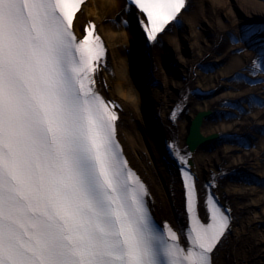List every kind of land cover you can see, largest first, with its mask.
Here are the masks:
<instances>
[{
	"label": "snow or ice",
	"instance_id": "obj_1",
	"mask_svg": "<svg viewBox=\"0 0 264 264\" xmlns=\"http://www.w3.org/2000/svg\"><path fill=\"white\" fill-rule=\"evenodd\" d=\"M83 3L0 0V264H212L229 216L207 195L202 218L183 171L185 243L155 225L115 139L117 116L94 91L103 44L94 25L83 39L73 32ZM128 3L149 41L186 6ZM241 39L256 45L252 75L264 71V28Z\"/></svg>",
	"mask_w": 264,
	"mask_h": 264
},
{
	"label": "bare ground",
	"instance_id": "obj_2",
	"mask_svg": "<svg viewBox=\"0 0 264 264\" xmlns=\"http://www.w3.org/2000/svg\"><path fill=\"white\" fill-rule=\"evenodd\" d=\"M239 3L242 22L251 26L258 22L253 19L257 17L264 28V0H239ZM185 9H189L187 14ZM223 11L226 12V5L215 0H186L177 19L150 43L144 37L143 15L126 0H86L76 14L74 27L83 36L86 25H94L101 42L108 47L107 56L93 76L96 89L102 96L116 99L120 105L118 138L130 166L144 182L157 219L176 227L180 240L184 241L181 234L185 233L187 218L182 176L158 157L161 152L156 143H164L170 152H175L173 157L177 163H181L179 153L192 165L200 216L204 217L208 184L228 210L229 230L215 249V264H264V188L246 178L251 173L261 180L264 178V136L260 134L264 128V71L254 75L257 79L254 84L236 78L238 72L249 73V69H253L252 61L258 53L237 52L242 43L229 40L228 33L229 30L235 33V23L241 16ZM182 13L185 14L183 19ZM128 25L130 31L126 28ZM204 26L211 32L208 37L203 32ZM120 27L122 31L116 29ZM251 30L254 29L251 27ZM162 35L166 37L158 41ZM122 39L130 47V53L125 52L117 63L113 59L119 56ZM133 44H140L154 57L155 71L161 79L159 89L147 85L141 61L135 58L137 79L134 83L137 86L132 94L134 89L126 80V70L132 71L128 60ZM185 46L190 50L189 56L181 53ZM161 60L176 63L182 76L166 75L160 67ZM199 64L207 67L213 64L215 70L205 73L199 69ZM112 70L114 77L109 73ZM224 87L228 90L218 93ZM194 91L203 96H194ZM234 107H243L246 112L233 110ZM200 111L213 112V118H203L201 134L219 137L209 144L210 149L198 146L187 150L185 139L190 121ZM221 112L229 118L223 119ZM219 113L221 118H217ZM243 133L249 134L251 141H242ZM232 134L238 135V144L224 142ZM243 139L248 140V135ZM232 171L241 177L228 176Z\"/></svg>",
	"mask_w": 264,
	"mask_h": 264
},
{
	"label": "rangeland",
	"instance_id": "obj_3",
	"mask_svg": "<svg viewBox=\"0 0 264 264\" xmlns=\"http://www.w3.org/2000/svg\"><path fill=\"white\" fill-rule=\"evenodd\" d=\"M256 1H262V0H256ZM215 2H221V3H223V4L226 5V12L223 11V13H225V14H228L230 12H233L234 15L241 16L240 14H241V12H243L242 11V8H241V5L239 3V0H215ZM188 10L185 9L184 13L187 14ZM184 16H185V14L182 13L181 14V18L183 19ZM225 19H226V17L224 15L223 20H225ZM253 19H256L258 21L257 22L258 24L257 23H254L255 21L253 20L254 22L253 21L252 22L254 23V25L247 26V25H245L242 22L243 18L241 16L240 21H238L237 23H235L236 24L235 27H234L235 33L233 32V30H229V33H228L229 40L231 38V41L242 43L241 48H238L237 49V52L242 53L243 51H250L252 53V55H253V53H256L257 52L256 45H254L252 43H246V42H244L241 39L243 33H245L246 31L250 30L251 27L254 30H259V29L262 28L261 25L263 26V24L260 23L259 18L254 17ZM250 23H251V21H249L248 24H250ZM254 26H255V28H254ZM126 28L129 31L131 29L130 25H128ZM126 28H123V29L126 30ZM116 29L119 30V31H122L121 27L120 28H116ZM203 32H204L205 36H207V37L211 34V32L205 26H204V31ZM160 37L161 38L158 41H161L163 38L166 37V35H162ZM120 43H121V46L120 45L118 46V48L120 47V51H118V55H119L118 58H119V60H118L117 57H115L113 59L117 63H119V61L121 60L122 56L125 55V52H126V54L127 53L129 54L130 53V47H127L126 46V44L123 42V39L120 40ZM135 44H133V46ZM159 44H161V43H159ZM181 50H182L181 53L184 56H189L190 55V50L188 49L187 46L183 47V49H181ZM164 53L166 54V52H164ZM129 57L130 58L128 60V63L130 64V66H132L131 69H133L134 67L137 69L135 58H138L141 61V67L144 68L143 69L144 70V76L146 78L147 85H149L151 87H156L157 86L158 89H159L160 87L158 85H159V80H161V79L158 78L157 75H159V74L155 71V69L157 70V68L153 64L154 61L152 60V58H154V57H152L150 51H148L147 49H144L139 44V45L134 46L133 53ZM109 58H110V62H111V60H112L111 54H109ZM150 58H151V60H150ZM137 64H139V61L137 62ZM119 65L121 67V64H119ZM207 66L208 65L199 64L198 67H199V69L201 71H203L205 73H209V72H212L213 70H215V67H214L215 65L213 66V64H211L210 67H207ZM160 67L166 73V75H168V76H174V77L175 76H180V77L182 76L181 75V72L178 70V66L176 65V63H174V62H172L170 60H168V61H166V60H163L162 61L161 60L160 61ZM252 71H253V69H249V73L251 74V76L245 70L244 71H240V72H238L236 74V78L239 79V80H241L242 82H244L246 84H254V83L257 82V79L255 78L254 75H252ZM109 73H110L111 76L114 77L115 72L113 70L110 71ZM126 77H127L126 80H128V83H129L130 88L131 89H134V92L132 93L134 95L137 85L134 83V77H133V75L131 74V72L128 69L126 70ZM150 84H152V85H150ZM224 89L228 90V88H225L224 87V88H222V90L220 89L221 91H219L218 93H221V92L225 91ZM139 90L140 89L138 88L137 92ZM145 90L147 92L149 91V89H147L146 87H145ZM193 94H194V96L195 95L196 96H201V95L203 96V93H200L199 91H194ZM136 95L137 94H135V96ZM261 96H263V95L261 94ZM244 107H245V104H244ZM233 110H241L243 112H246V110H244L243 107H241V108L234 107ZM147 111H148V109H147ZM148 114H149V111H148ZM221 114H222L221 116H222L223 119H228L229 118V117L225 116L222 112H221ZM217 115H218L217 118H219V117L221 118L220 113L217 114ZM212 116H213V113L211 112V117ZM259 127H262V126L259 125ZM259 127H257V130H260ZM260 132H261L260 134L262 136H264V128ZM247 135H248V138L249 139L248 140L247 139L246 140L243 139V138H246ZM236 136L234 134H232V135L228 136L224 142L225 143H231V144H238L239 143V138H238V135H236ZM240 136L243 137V138H241V140L244 141V142L251 141V138H250L251 136L249 134H247V133L246 134L243 133ZM156 145H157L156 148L158 147V149H159V151H158V149H157V151L158 152H161V154H159V155L157 154L158 157L160 158V160H163V162L166 163V166H168V167L172 166L171 168L175 169L176 168L175 167V164H173V163H176V161H175L176 159L173 157V155L175 154V152H174V154H173V152H170V150H168V146L167 145L164 146V143H156ZM241 145H244V146L248 147V144H241ZM250 145L251 144H249V146ZM170 146H174L173 143H170ZM207 148L210 149L209 146ZM180 164H182V163H180ZM227 175L228 176H231L234 179L241 177V175L238 174L236 171H234V172L233 171L232 172H228ZM246 178H248L249 180H251L250 182L253 183L255 186H259V187H263L264 188V180L262 181L261 178L258 177L256 174L251 173V175L246 176ZM223 207L225 208L224 204H223ZM214 262L215 261L213 259V264H214Z\"/></svg>",
	"mask_w": 264,
	"mask_h": 264
},
{
	"label": "water",
	"instance_id": "obj_4",
	"mask_svg": "<svg viewBox=\"0 0 264 264\" xmlns=\"http://www.w3.org/2000/svg\"><path fill=\"white\" fill-rule=\"evenodd\" d=\"M207 113L200 112L198 113L195 118L191 121L190 127H189V137L193 139V141H190L189 147L193 149L197 144H207L212 139H214L216 136L211 135L209 137H202L199 133V125L203 118V116H206Z\"/></svg>",
	"mask_w": 264,
	"mask_h": 264
}]
</instances>
